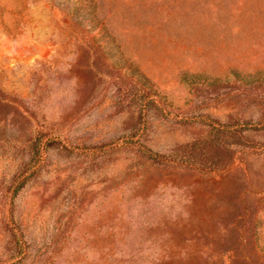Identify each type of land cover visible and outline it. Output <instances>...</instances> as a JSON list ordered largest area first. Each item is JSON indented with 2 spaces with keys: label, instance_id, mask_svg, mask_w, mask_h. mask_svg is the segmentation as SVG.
Returning a JSON list of instances; mask_svg holds the SVG:
<instances>
[{
  "label": "rangeland",
  "instance_id": "374dc122",
  "mask_svg": "<svg viewBox=\"0 0 264 264\" xmlns=\"http://www.w3.org/2000/svg\"><path fill=\"white\" fill-rule=\"evenodd\" d=\"M0 264H264V0H0Z\"/></svg>",
  "mask_w": 264,
  "mask_h": 264
},
{
  "label": "trees",
  "instance_id": "16d2710c",
  "mask_svg": "<svg viewBox=\"0 0 264 264\" xmlns=\"http://www.w3.org/2000/svg\"><path fill=\"white\" fill-rule=\"evenodd\" d=\"M208 147H209L208 153H210L211 156L213 157L212 164H211V167H210L211 168V171L212 170L217 171V169H221V170L222 169H225L227 166H226V164H223L222 163V161H221V159L219 157V153H218L219 148H216L215 149L214 147H210V146H208ZM215 155H218V157H219V160L218 161H215ZM220 165H225V166H220Z\"/></svg>",
  "mask_w": 264,
  "mask_h": 264
}]
</instances>
